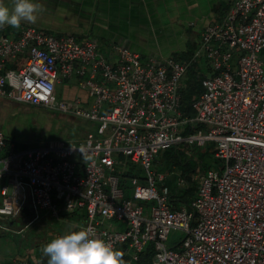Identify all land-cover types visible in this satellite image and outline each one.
<instances>
[{
	"label": "built area",
	"instance_id": "obj_1",
	"mask_svg": "<svg viewBox=\"0 0 264 264\" xmlns=\"http://www.w3.org/2000/svg\"><path fill=\"white\" fill-rule=\"evenodd\" d=\"M260 51L264 0H234L181 61L142 60L118 44L101 53L90 39L29 24L7 33L0 27V98L93 125L78 141L20 149L0 131V224L25 210L31 218L22 229L40 212L55 218L67 212L80 216V230L90 238L122 252L127 264L148 243L152 264H264ZM200 54L208 74L195 70L200 92L188 117L179 110V90ZM70 78L85 89V102L56 99L55 85ZM194 124L200 128L184 131ZM209 142L219 167L200 176L187 206L172 209L162 184L167 173L150 169L156 155L172 145ZM109 220L125 225L104 228ZM171 230L181 238L168 245Z\"/></svg>",
	"mask_w": 264,
	"mask_h": 264
},
{
	"label": "crops",
	"instance_id": "obj_2",
	"mask_svg": "<svg viewBox=\"0 0 264 264\" xmlns=\"http://www.w3.org/2000/svg\"><path fill=\"white\" fill-rule=\"evenodd\" d=\"M233 1L33 0L41 6L37 21H22L21 24L43 28L55 34H71L78 39H90L103 53L108 52L112 45L118 44L137 53L142 60L173 56L186 60L193 53L190 48L197 47L204 27L218 21ZM0 2L9 8L13 6V0ZM1 28L17 29L10 25ZM183 55L187 56L182 57ZM257 56L262 62L264 74V51H260ZM67 88L71 90L69 96L72 97L75 93L74 85L70 84ZM84 93L85 95L78 96L82 102L87 100L86 91ZM5 102L7 100L0 98V104ZM83 123L87 129L93 128L92 123ZM70 215L77 221L70 223L71 227L79 231L82 225L80 216ZM49 218L50 216L40 212L37 219L26 227L35 222L39 227H44L45 220ZM26 222L23 217H18L12 222L0 224V264H47L48 258L41 249L52 239L59 237V233L47 227L43 237L38 235L25 243L15 242L14 235Z\"/></svg>",
	"mask_w": 264,
	"mask_h": 264
},
{
	"label": "rangeland",
	"instance_id": "obj_3",
	"mask_svg": "<svg viewBox=\"0 0 264 264\" xmlns=\"http://www.w3.org/2000/svg\"><path fill=\"white\" fill-rule=\"evenodd\" d=\"M7 33V31H3ZM193 49L190 52H193L197 49V47H191ZM101 52V51H100ZM103 53V51L101 52ZM192 54V53H191ZM190 54V55H191ZM189 55V56H190ZM188 56V57H189ZM162 57H156L158 60ZM152 59V58H150ZM231 66H234V57L231 60ZM207 62L205 61L202 54H200L196 63L193 65V68L200 72L201 74H208L206 69ZM184 83V81H183ZM73 84L75 89L73 90L75 93L71 96V90L66 87ZM66 90V91H65ZM85 89L80 88V86L76 83V81L72 78L62 80L60 83L55 85L54 95L56 99L59 100H70L78 96H81L84 93ZM79 98V97H78ZM70 114L61 113L58 115L51 114L48 110H36V108H32L31 110H26L24 104L21 103H13L7 101L5 103L0 104V131L3 132L7 141L11 142L15 149H20L23 147H27L35 144H43L50 140H62L65 142H73L80 140L85 131L88 130L82 120L78 118H74V116L70 115L71 119H66ZM87 122V121H86ZM210 143V142H209ZM193 146V145H190ZM189 146V147H190ZM195 146V145H194ZM183 148V152L185 156L192 158L193 153L188 146L181 145ZM202 147V146H198ZM213 148V145H212ZM214 159V157H213ZM217 160V159H216ZM218 168V167H217ZM138 169V167H137ZM153 172L165 173V169L163 166L159 165L155 167L153 164L150 167ZM178 170L175 168L173 173L178 176ZM143 175L142 172H138L137 176L141 177ZM171 175H169L170 177ZM201 176L200 171H193L190 175V179L192 180V185L196 186L199 178ZM167 177L165 179L166 185L169 183L170 178ZM172 178V177H171ZM139 181V180H138ZM168 186V185H167ZM131 196V190L125 194V197ZM75 219L72 218L67 212L62 213L61 216L55 218L50 217L45 220L44 227L38 226L37 223H33L30 226L24 228L20 233L14 235L15 242H28L31 237L38 236L43 237L46 234V228L50 227L54 229L56 233H59V236L70 233L71 231H76V229L71 227L70 223H75ZM109 226H117L122 228L125 224L122 221L109 220L104 223V228ZM48 229V228H47ZM181 238V234L179 231L171 230L167 235L166 243L168 245H173Z\"/></svg>",
	"mask_w": 264,
	"mask_h": 264
},
{
	"label": "trees",
	"instance_id": "obj_4",
	"mask_svg": "<svg viewBox=\"0 0 264 264\" xmlns=\"http://www.w3.org/2000/svg\"><path fill=\"white\" fill-rule=\"evenodd\" d=\"M7 30V28H2V31ZM185 56L183 55L182 57ZM172 58L180 61L185 60V58L179 56H173ZM199 77L200 75L195 71L193 66H190L186 73L184 83L179 90V110L184 116H193V111L190 105L200 92ZM198 128H200L199 124H194L191 129L190 126L186 125L184 131L195 130ZM181 145L182 144L172 145L159 151L153 161L155 167H158L159 165L164 167L166 171L165 173H167L165 179L171 175L169 177V183L167 184L168 186L166 185L165 179L162 184L167 188V203L172 209L187 206L189 201L194 197L199 181L196 186L192 185L190 175L193 171H200L202 175L210 168L219 167V161L215 158L213 159L212 143H206L202 147L194 145L190 146L189 148L194 154L192 158L185 156ZM175 168L179 171H177L178 176L183 178V183L181 185L177 183V176L173 173ZM125 174H128V172ZM22 214L26 220L31 218V214L27 210ZM151 258L152 246L148 243L138 254L136 260L131 261L129 264H152ZM122 259L124 264L128 263L126 256H123Z\"/></svg>",
	"mask_w": 264,
	"mask_h": 264
},
{
	"label": "clouds",
	"instance_id": "obj_5",
	"mask_svg": "<svg viewBox=\"0 0 264 264\" xmlns=\"http://www.w3.org/2000/svg\"><path fill=\"white\" fill-rule=\"evenodd\" d=\"M41 6L33 0H13L11 8L0 2V27L19 28L22 21L35 23ZM87 230L71 231L42 247L47 264H124L123 253Z\"/></svg>",
	"mask_w": 264,
	"mask_h": 264
},
{
	"label": "flooded vegetation",
	"instance_id": "obj_6",
	"mask_svg": "<svg viewBox=\"0 0 264 264\" xmlns=\"http://www.w3.org/2000/svg\"><path fill=\"white\" fill-rule=\"evenodd\" d=\"M13 103H15V102H13ZM18 104V103H17ZM21 104H23V103H21ZM24 106L26 107V110H31L32 108H36V110L38 109V110H48V109H44V108H42V107H37V106H30V105H26V104H24ZM51 114H55V115H58V114H61V113H59V112H56V111H52V110H48ZM75 118V117H74ZM66 119H71V117H70V115H68V117H66Z\"/></svg>",
	"mask_w": 264,
	"mask_h": 264
}]
</instances>
